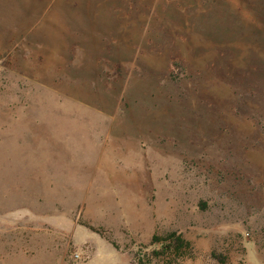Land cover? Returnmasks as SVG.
I'll return each mask as SVG.
<instances>
[{
	"label": "rangeland",
	"instance_id": "obj_1",
	"mask_svg": "<svg viewBox=\"0 0 264 264\" xmlns=\"http://www.w3.org/2000/svg\"><path fill=\"white\" fill-rule=\"evenodd\" d=\"M170 232L264 264V0H0V264Z\"/></svg>",
	"mask_w": 264,
	"mask_h": 264
},
{
	"label": "trees",
	"instance_id": "obj_2",
	"mask_svg": "<svg viewBox=\"0 0 264 264\" xmlns=\"http://www.w3.org/2000/svg\"><path fill=\"white\" fill-rule=\"evenodd\" d=\"M89 229L97 233L96 229L92 227ZM112 245L117 249L113 243ZM149 246L151 247L149 251H140L134 255L135 264H153L155 260L164 262L162 264H171L172 259L174 261L181 259L185 252L190 250L191 245L177 232H170L162 236L153 235Z\"/></svg>",
	"mask_w": 264,
	"mask_h": 264
},
{
	"label": "built area",
	"instance_id": "obj_3",
	"mask_svg": "<svg viewBox=\"0 0 264 264\" xmlns=\"http://www.w3.org/2000/svg\"><path fill=\"white\" fill-rule=\"evenodd\" d=\"M77 257V256H76Z\"/></svg>",
	"mask_w": 264,
	"mask_h": 264
}]
</instances>
